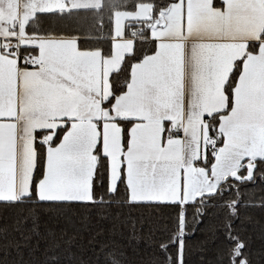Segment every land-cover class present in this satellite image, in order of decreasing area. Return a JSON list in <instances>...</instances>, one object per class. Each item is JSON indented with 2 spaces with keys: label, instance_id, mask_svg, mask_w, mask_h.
Masks as SVG:
<instances>
[{
  "label": "snow or ice",
  "instance_id": "snow-or-ice-1",
  "mask_svg": "<svg viewBox=\"0 0 264 264\" xmlns=\"http://www.w3.org/2000/svg\"><path fill=\"white\" fill-rule=\"evenodd\" d=\"M257 189L264 0H0V264H264Z\"/></svg>",
  "mask_w": 264,
  "mask_h": 264
},
{
  "label": "trees",
  "instance_id": "trees-1",
  "mask_svg": "<svg viewBox=\"0 0 264 264\" xmlns=\"http://www.w3.org/2000/svg\"><path fill=\"white\" fill-rule=\"evenodd\" d=\"M261 195H264L259 189L255 190L254 196L258 200ZM4 216V210L0 209V221H2ZM245 226L249 229L250 234L256 239L257 246L260 243V236L264 232V209H261L259 206H249L244 210L242 216ZM201 230H198L191 237V246L192 252L189 256V264H211L213 258L212 245L209 242L207 244V250H202L199 246V242L204 240L206 237H209V233L205 230L204 225L199 226ZM115 239L123 243L124 238L117 235ZM44 241H41V252L36 256L30 255L28 252L24 254V261L32 260H42L43 255L42 251L44 248ZM127 260L129 264H154L155 254L153 248L150 245V240L148 235L143 234V238L136 240L127 248ZM86 256H91V253L86 252ZM2 258V256H0Z\"/></svg>",
  "mask_w": 264,
  "mask_h": 264
}]
</instances>
